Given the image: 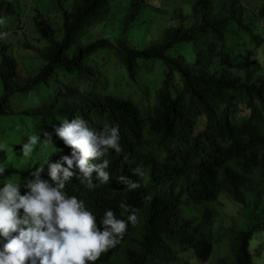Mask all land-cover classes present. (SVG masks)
Instances as JSON below:
<instances>
[{"label": "trees", "instance_id": "1", "mask_svg": "<svg viewBox=\"0 0 264 264\" xmlns=\"http://www.w3.org/2000/svg\"><path fill=\"white\" fill-rule=\"evenodd\" d=\"M69 1L68 8L60 7V39L46 21L38 22L47 45L45 61L34 76L19 82L9 65L6 50L10 46L0 49V115L12 113L9 101L15 94L28 93L40 84L55 91L53 100L20 112L32 118L38 129L53 134L54 149L39 145L30 157H18L16 162L9 161L7 151L0 149V166L5 168L0 181L18 176L23 182L41 163H45L41 178L48 179L49 163L59 161L63 166L60 157H71L73 150L55 135L54 126L64 119L70 122L79 116L97 132L118 124L123 151L103 157L109 160L108 182L99 184L93 172L94 186L82 184L74 161L70 169L74 175L63 189L84 201L101 231L105 226L100 219L106 209L117 219L137 210L138 222L129 224L119 243L94 264H187L183 252L197 245L207 257L212 247L206 235L215 215L212 204L223 193L247 203L245 195L256 193L252 177L256 149L264 148V77L257 75L250 82L234 79L218 72L213 62L218 42L225 39L226 22L240 20L234 0L219 6L215 4L218 0H188L176 8L129 0L122 31L145 10L148 14L153 10L161 20L171 10L166 26L141 48L119 38L116 44L103 37L83 42L84 30L105 16L112 0ZM14 10L12 0H0V20L14 17ZM260 15L264 16V5ZM106 48L116 52L130 77L139 67L138 60H157L165 66L151 106L137 107L104 92L106 82L89 65L87 56ZM243 110L247 112L240 115ZM200 117L203 123L198 122ZM153 147L160 153H153ZM22 162L24 166L18 164ZM133 168H139L142 175L135 176ZM119 176L135 180L139 187L129 190ZM255 227L264 230V220L246 230H232L231 258L219 259L217 264H264L255 261L249 249Z\"/></svg>", "mask_w": 264, "mask_h": 264}, {"label": "rangeland", "instance_id": "2", "mask_svg": "<svg viewBox=\"0 0 264 264\" xmlns=\"http://www.w3.org/2000/svg\"><path fill=\"white\" fill-rule=\"evenodd\" d=\"M152 7L159 5L176 8L182 1L188 0H146ZM228 0H218L216 5H222ZM15 14L0 20V49L6 50L12 75L20 81L34 76L43 65L45 58L43 48L47 45L39 31L40 20L54 30L55 38L60 39L61 8H68L69 0H12ZM129 0H112L110 10L91 22L84 30L83 42L95 38H107L116 44V38L125 40L130 46L141 48L152 36L160 33L170 17V9L165 13L164 20L159 14H150L145 10L138 20L132 22L124 31L120 29L124 10ZM234 9L239 13L240 20L226 22L225 39L218 42L214 50L213 62L218 72L231 78L253 81L257 75L264 77V16L260 9L264 0H234ZM163 14V12H160ZM254 36V37H253ZM175 51L173 54H176ZM88 63L96 70L100 78L106 82L105 91L123 99H127L137 107L151 106L156 90L160 87L165 73V66L157 60H138V69L130 77L121 60L112 49H99L87 56ZM54 89L44 84L35 86L28 93H18L10 98L11 114L0 115V141L4 142L9 161L16 162L23 157L20 152L22 143L28 136L36 135L44 139L47 130L38 129L34 120L21 115L20 112L39 103H47L54 99ZM239 107L245 109L240 103ZM247 111L243 110L240 115ZM203 123L204 119L199 118ZM53 128V127H52ZM52 130V129H50ZM51 134V138L53 134ZM43 145L38 141L37 146ZM36 146V148H37ZM160 153L158 147L151 149ZM258 160L254 167L253 183L256 193L245 195L247 203L233 201L226 194H221L212 206L215 210L212 225L206 229V235L212 247L209 255L204 257L200 245L184 251L187 264H217L219 259L229 260V235L232 230H246L259 225L264 220V148L256 149ZM25 158V157H23ZM27 159V158H26ZM24 166L25 163H18ZM16 177L18 176H12ZM8 180V179H7ZM4 180V181H7ZM21 181V194H23ZM249 249L255 261L264 262V230L254 228Z\"/></svg>", "mask_w": 264, "mask_h": 264}, {"label": "clouds", "instance_id": "3", "mask_svg": "<svg viewBox=\"0 0 264 264\" xmlns=\"http://www.w3.org/2000/svg\"><path fill=\"white\" fill-rule=\"evenodd\" d=\"M54 133L73 150L71 157H60L63 166L59 161L49 163L48 179L41 178L45 163L34 167L29 173L31 178L23 180V194L16 177L0 181V264H94L103 252L119 243L129 224L138 222L136 209L125 219L115 218L113 211L106 209L100 219L105 227L98 230L96 217L84 201L63 190L74 175L70 170L74 161L82 174L77 176L82 184L94 186L93 172L99 184L108 182L109 160L103 157L122 153L119 125L97 132L85 119L75 116L70 122L64 119L60 126H54ZM43 135L42 141L36 135L28 136L27 142L21 144V155L30 157L38 141L54 149L51 134ZM4 146L0 141V149ZM132 171L135 176L142 175L139 168ZM4 173L5 168L0 166V177ZM117 179L129 190L139 187L135 180L124 176Z\"/></svg>", "mask_w": 264, "mask_h": 264}]
</instances>
